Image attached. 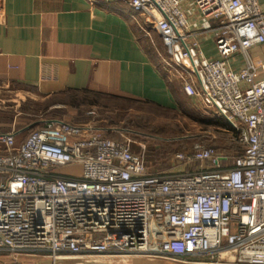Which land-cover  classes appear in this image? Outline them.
I'll use <instances>...</instances> for the list:
<instances>
[{"label": "built area", "instance_id": "2783aa9c", "mask_svg": "<svg viewBox=\"0 0 264 264\" xmlns=\"http://www.w3.org/2000/svg\"><path fill=\"white\" fill-rule=\"evenodd\" d=\"M127 1L158 32L186 95L236 130L242 153L197 144L175 154L169 170L151 172L146 149L91 122L52 120L21 143L2 131L0 253L264 264V64L248 58L264 46L259 0ZM189 13L204 19L216 58L191 41ZM236 54L248 59L239 70L229 65Z\"/></svg>", "mask_w": 264, "mask_h": 264}, {"label": "crops", "instance_id": "0c3cea01", "mask_svg": "<svg viewBox=\"0 0 264 264\" xmlns=\"http://www.w3.org/2000/svg\"><path fill=\"white\" fill-rule=\"evenodd\" d=\"M259 3L264 10V0ZM189 16L196 24L191 41L200 42L207 58H216L204 19ZM248 58L264 64V46L252 48ZM247 61V56L236 54L229 65L239 70ZM170 62L158 32L147 27L127 0H0L2 87L26 88L47 98L88 90L163 109L193 105L180 78L168 69ZM26 131H15L17 143L30 134Z\"/></svg>", "mask_w": 264, "mask_h": 264}, {"label": "rangeland", "instance_id": "374dc122", "mask_svg": "<svg viewBox=\"0 0 264 264\" xmlns=\"http://www.w3.org/2000/svg\"><path fill=\"white\" fill-rule=\"evenodd\" d=\"M156 44L161 46L159 40ZM162 53L167 56L164 48ZM67 101L69 99L65 95L47 98L29 92L26 88L0 86V131L26 129L25 134H28L39 129L43 123L56 119L77 124L91 122L109 139H128L134 144L135 150L146 149L148 170L151 172L169 170L174 165L175 154L191 151L197 144L210 148L217 147L225 151V154L234 153L232 149L226 147V142L229 137L236 141V136L217 123L223 120V117L201 108L196 103L184 108L163 109L122 99L111 101L112 103L102 100L101 105L78 107L66 104ZM0 264L226 263L211 260L206 256L174 259L127 254L67 258L54 262L40 257H13L0 253Z\"/></svg>", "mask_w": 264, "mask_h": 264}, {"label": "trees", "instance_id": "16d2710c", "mask_svg": "<svg viewBox=\"0 0 264 264\" xmlns=\"http://www.w3.org/2000/svg\"><path fill=\"white\" fill-rule=\"evenodd\" d=\"M68 97L69 101L66 102V104L73 105L75 107L78 106H94V105H101V101L105 100L107 103H112L111 101L122 99L124 101H131V102H138V103H143V104H149L147 102H142L140 100L122 96V95H117V94H103V93H98V92H92L88 90H69L65 92V94H62ZM152 105V104H149ZM154 106V105H153ZM158 107V106H156ZM160 108V107H159ZM223 121V122H222ZM210 122V121H209ZM211 123V122H210ZM219 125H222L226 130L230 133L233 132V134L236 136V141H232L231 138L229 137L226 142V147L229 149H232L234 153H226L227 155L231 154L232 157H236L240 155L243 151V147L240 144V142L237 139V133L236 130L223 118V120H219L217 122ZM215 150H218L222 153L225 151L217 148V147H211ZM225 154V153H224Z\"/></svg>", "mask_w": 264, "mask_h": 264}]
</instances>
